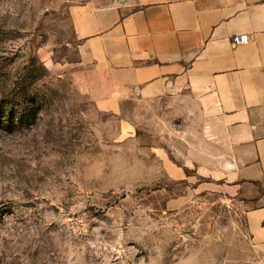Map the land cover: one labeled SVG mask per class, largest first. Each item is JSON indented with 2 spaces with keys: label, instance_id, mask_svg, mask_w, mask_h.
Here are the masks:
<instances>
[{
  "label": "rangeland",
  "instance_id": "1",
  "mask_svg": "<svg viewBox=\"0 0 264 264\" xmlns=\"http://www.w3.org/2000/svg\"><path fill=\"white\" fill-rule=\"evenodd\" d=\"M138 5L0 0V264H259L240 196L176 173L187 117L85 89L73 15Z\"/></svg>",
  "mask_w": 264,
  "mask_h": 264
},
{
  "label": "crops",
  "instance_id": "2",
  "mask_svg": "<svg viewBox=\"0 0 264 264\" xmlns=\"http://www.w3.org/2000/svg\"><path fill=\"white\" fill-rule=\"evenodd\" d=\"M72 24L96 108L121 114L143 98L187 117L178 177L192 166L210 191L240 196L264 264V0H139L130 12L83 8Z\"/></svg>",
  "mask_w": 264,
  "mask_h": 264
},
{
  "label": "built area",
  "instance_id": "3",
  "mask_svg": "<svg viewBox=\"0 0 264 264\" xmlns=\"http://www.w3.org/2000/svg\"><path fill=\"white\" fill-rule=\"evenodd\" d=\"M247 42H248V39L246 37L237 36V37H233L232 39V43L234 44H243Z\"/></svg>",
  "mask_w": 264,
  "mask_h": 264
},
{
  "label": "trees",
  "instance_id": "4",
  "mask_svg": "<svg viewBox=\"0 0 264 264\" xmlns=\"http://www.w3.org/2000/svg\"><path fill=\"white\" fill-rule=\"evenodd\" d=\"M4 112H5V109H2V110L0 111V118H2V115L4 114ZM19 117H20V118H18V120L21 121V122H23V118H24L23 115H21V116H19ZM8 122L11 123V121H9V120H8ZM12 122H13V121H12ZM6 126H9V125H6Z\"/></svg>",
  "mask_w": 264,
  "mask_h": 264
}]
</instances>
